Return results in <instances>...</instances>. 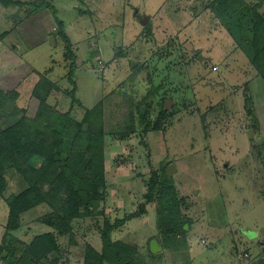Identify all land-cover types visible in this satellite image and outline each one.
<instances>
[{
    "label": "rangeland",
    "instance_id": "1",
    "mask_svg": "<svg viewBox=\"0 0 264 264\" xmlns=\"http://www.w3.org/2000/svg\"><path fill=\"white\" fill-rule=\"evenodd\" d=\"M214 3L0 0V89L17 90L16 104L25 108L41 73L58 88L48 103L62 112L72 107L81 119L84 108L103 104L102 197L93 216L55 235L56 264H83L87 245L101 252L100 230L116 221L123 223L111 238L131 247L135 264H264V55L228 32ZM135 10L150 16L145 26ZM257 12L264 18V4ZM71 90L82 107L71 103ZM9 112H0L3 128L15 120ZM169 164L178 216L187 220L176 236L161 204L146 196ZM7 179L6 195L25 188L15 173ZM8 211L0 197V244ZM49 212L46 204L31 209L10 232L17 256L35 236L54 232L43 222Z\"/></svg>",
    "mask_w": 264,
    "mask_h": 264
},
{
    "label": "trees",
    "instance_id": "2",
    "mask_svg": "<svg viewBox=\"0 0 264 264\" xmlns=\"http://www.w3.org/2000/svg\"><path fill=\"white\" fill-rule=\"evenodd\" d=\"M261 4H264V0H215L214 3L219 8L217 12L224 27L241 44L253 48L255 57L259 56V50L264 55V18L257 12ZM249 30L252 31V38H248ZM145 31L150 36L151 26L145 27ZM61 37L68 44L69 55L68 39L64 34ZM70 67L71 80L73 67ZM33 84L25 108L16 104L19 97L17 90L4 92L0 89V112L9 110L8 114L15 116V120L6 127L0 126V197L9 210L6 233L0 244V258L6 264H30L41 260L56 264L53 255L60 250L55 235L70 233V223L74 219L93 216L95 203L101 199V190L105 186L103 104L99 102L91 109L84 108L81 119H78L72 114V107L62 112L48 103V98L58 89L48 77L37 73ZM70 95L71 103L82 107L75 98L74 90ZM164 112L162 109L153 129H159L158 123ZM148 127L147 122L145 132ZM9 172L15 173L25 185L19 193L6 195ZM147 192L148 198L155 196L161 204L164 215L161 216L168 223L172 222L169 229L174 235L183 233L187 220L178 216L174 188L166 170L162 173L161 181L151 183ZM44 204L50 208V212L44 216L43 222L54 232L35 236L22 255L17 256V246L12 242H19L10 232L22 226L23 216L27 212ZM135 216L137 214L127 219ZM165 219H162V228L168 229L164 224ZM122 223H104L100 230L101 252L87 245L83 264H135L131 247L111 238L112 231ZM28 256L31 257L29 260L26 259Z\"/></svg>",
    "mask_w": 264,
    "mask_h": 264
},
{
    "label": "water",
    "instance_id": "3",
    "mask_svg": "<svg viewBox=\"0 0 264 264\" xmlns=\"http://www.w3.org/2000/svg\"><path fill=\"white\" fill-rule=\"evenodd\" d=\"M135 14H136V17H137V19L139 20V22H140V24L142 25V26H145L146 24H147V22L149 21V19H150V16H146V15H140V14H138V10H135ZM49 40L52 42V43H55V40H54V36H50L49 37ZM200 60H201V58H200ZM134 65V64H133ZM132 65V66H133ZM170 101H165V103H164V110H167V109H169L170 108ZM247 136H248V138H253V130L252 129H249L248 131H247ZM174 170H175V168H174V166L172 165V164H169L168 165V167H167V169H166V173H167V175L168 176H171L172 175V173L174 172ZM185 227H187V225H185ZM160 250V246H159V244L157 243V241L156 240H151V242H150V244H149V251L151 252V253H156V252H158Z\"/></svg>",
    "mask_w": 264,
    "mask_h": 264
},
{
    "label": "crops",
    "instance_id": "4",
    "mask_svg": "<svg viewBox=\"0 0 264 264\" xmlns=\"http://www.w3.org/2000/svg\"><path fill=\"white\" fill-rule=\"evenodd\" d=\"M261 245H262L261 249L263 250V254H264V242H262ZM246 254H247V257L249 258V254L248 253ZM246 264H248V261H246Z\"/></svg>",
    "mask_w": 264,
    "mask_h": 264
},
{
    "label": "built area",
    "instance_id": "5",
    "mask_svg": "<svg viewBox=\"0 0 264 264\" xmlns=\"http://www.w3.org/2000/svg\"><path fill=\"white\" fill-rule=\"evenodd\" d=\"M244 256H246V257H247V254H244Z\"/></svg>",
    "mask_w": 264,
    "mask_h": 264
}]
</instances>
